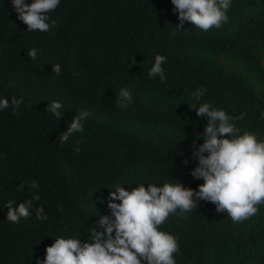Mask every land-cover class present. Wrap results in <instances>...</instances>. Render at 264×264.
<instances>
[{
  "label": "trees",
  "instance_id": "1",
  "mask_svg": "<svg viewBox=\"0 0 264 264\" xmlns=\"http://www.w3.org/2000/svg\"><path fill=\"white\" fill-rule=\"evenodd\" d=\"M12 3L0 0V99L11 105L13 97L23 98V103L18 113L11 106L0 110V264L27 261L28 249L8 235L24 230L36 217L7 221L9 201L18 207L22 197L10 184L27 175L40 182L27 198L37 193L35 202L45 203L47 194L55 197L41 184L44 179L62 190L55 197L60 205H67L82 182L97 205L100 199L101 204L109 200L117 185L131 191L140 184L181 183L198 191L204 180L191 173L198 166L193 145L198 150L206 139L207 118L195 111L203 103L243 117L233 121L239 135L254 133L264 142V0H231L228 21L207 32L190 22L176 28L180 20L171 0H60L47 13L48 23L63 31L74 50L104 62L97 67L105 72L107 87L97 92L108 95L110 103L84 101L80 112L89 113L82 121L84 131L64 144L59 136L73 117L63 113L57 120L40 99L30 98L36 97L33 90L40 81L59 83L52 67L40 64L34 79L10 71L26 53L17 47L16 34L25 32L27 50L43 52L39 34L23 27ZM156 55L167 58L163 83L159 75H149ZM122 88L132 95L126 110L117 103ZM201 88L205 95L193 100ZM80 197L71 205L80 204ZM257 207L256 215L233 223L226 211L217 212L215 204L201 200L190 212L170 214L160 230L177 239L176 264H264V204Z\"/></svg>",
  "mask_w": 264,
  "mask_h": 264
},
{
  "label": "clouds",
  "instance_id": "2",
  "mask_svg": "<svg viewBox=\"0 0 264 264\" xmlns=\"http://www.w3.org/2000/svg\"><path fill=\"white\" fill-rule=\"evenodd\" d=\"M12 2L23 27L39 34L43 52L39 53L36 48L27 50L25 32L16 34L13 38L17 47L26 53L12 64L10 71L18 78L34 79L40 64L45 63L48 69L52 67L59 83L52 84L50 79L40 81L33 90L36 97L31 95L30 98L40 99V105H44L46 112L57 120L63 117V113L73 117L68 130L59 136L60 143L64 144L74 133L84 131L82 121L89 116L88 112H80L84 101L110 105L109 96L97 92V88L107 87L103 78L105 72L97 67L104 62L83 50H74L63 31L48 23L50 17L47 13L54 11L60 0H27L29 5L25 0ZM171 2L179 16L178 29L184 22H190L207 32L212 28L219 29L229 19L226 13L231 0ZM166 59L163 55H156L149 73L151 77L159 75L162 83L165 80L162 65ZM205 93V89H198L192 98L199 101ZM131 102L130 91L122 88L118 105L126 110ZM22 103L23 98L13 97L11 105L7 98L0 99V110L11 106L18 113ZM192 108L195 109L196 105L193 104ZM195 111L198 116L207 118L204 143L198 150L193 145L198 166L191 175L204 180L198 191L186 189L181 183H164L162 187L149 184L147 188L140 184L131 191L117 185L116 190L110 192L109 200L101 204L100 199L97 205L90 202L89 187L81 181V187L67 198V205H60L55 197L62 190L54 182L44 179L41 182L50 193H55V197L47 194L45 203L35 202L40 198L37 193L28 197L33 202L27 198L32 193L27 192L40 184L37 176L27 175L26 179L10 184V188L22 197L18 207H12L13 202L9 201L7 221L19 223L32 214L37 219L28 224L25 231L13 230L8 235L9 241L18 240L28 249L24 254L27 261L22 260L26 264H176L177 239L161 231L160 226L177 209L190 212L203 200L215 204L217 212L226 211L233 223L256 215L257 206L264 204V142L258 141L254 133L239 135L240 129L233 121L243 117L230 116L208 103H203ZM68 177H71L70 173L65 175L66 180ZM70 184L64 182L66 186ZM78 194L82 202L72 206L71 200ZM117 200L121 203L111 202ZM102 208L105 209L102 211ZM105 211H110L112 217L104 216Z\"/></svg>",
  "mask_w": 264,
  "mask_h": 264
}]
</instances>
